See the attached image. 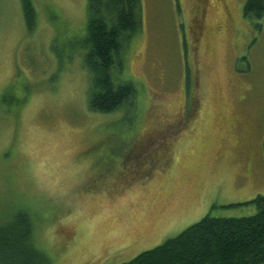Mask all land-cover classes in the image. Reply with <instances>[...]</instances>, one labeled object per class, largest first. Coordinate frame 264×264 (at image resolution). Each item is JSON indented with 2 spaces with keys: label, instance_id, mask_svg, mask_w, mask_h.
<instances>
[{
  "label": "rangeland",
  "instance_id": "obj_1",
  "mask_svg": "<svg viewBox=\"0 0 264 264\" xmlns=\"http://www.w3.org/2000/svg\"><path fill=\"white\" fill-rule=\"evenodd\" d=\"M245 1L141 0L114 70L135 103L104 113L87 105V0H32L31 31L20 0H0V221L28 212L51 264H119L208 212L254 213L264 16Z\"/></svg>",
  "mask_w": 264,
  "mask_h": 264
},
{
  "label": "trees",
  "instance_id": "obj_2",
  "mask_svg": "<svg viewBox=\"0 0 264 264\" xmlns=\"http://www.w3.org/2000/svg\"><path fill=\"white\" fill-rule=\"evenodd\" d=\"M20 7L25 27L31 31L36 24L32 0H20ZM243 14L261 18L264 0H246ZM140 26L141 0H87L82 60L90 74L86 93L90 110L106 113L134 105V85L130 80L117 81L114 70L123 64L125 37ZM123 159L125 163L126 156ZM245 203L253 204L254 213L215 216L208 212L176 235L119 264H262L264 194ZM0 264H51L50 257L37 247L32 220L24 210L12 211L0 221Z\"/></svg>",
  "mask_w": 264,
  "mask_h": 264
},
{
  "label": "flooded vegetation",
  "instance_id": "obj_3",
  "mask_svg": "<svg viewBox=\"0 0 264 264\" xmlns=\"http://www.w3.org/2000/svg\"><path fill=\"white\" fill-rule=\"evenodd\" d=\"M203 20H204V10H203V8H201V10L199 11V14H198V17H197V23H196V32H197V34L200 33L201 30H202ZM221 27H222L221 23L217 24V30L218 31L221 29ZM252 145L255 146L254 140L252 142Z\"/></svg>",
  "mask_w": 264,
  "mask_h": 264
},
{
  "label": "snow or ice",
  "instance_id": "obj_4",
  "mask_svg": "<svg viewBox=\"0 0 264 264\" xmlns=\"http://www.w3.org/2000/svg\"><path fill=\"white\" fill-rule=\"evenodd\" d=\"M175 128L173 129H168V130H161V136L165 135V134H174V132L179 128L183 126V117L180 115H177L175 118Z\"/></svg>",
  "mask_w": 264,
  "mask_h": 264
}]
</instances>
